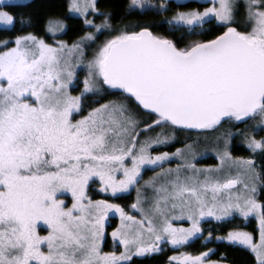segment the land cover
Masks as SVG:
<instances>
[{
    "label": "snow or ice",
    "instance_id": "1",
    "mask_svg": "<svg viewBox=\"0 0 264 264\" xmlns=\"http://www.w3.org/2000/svg\"><path fill=\"white\" fill-rule=\"evenodd\" d=\"M101 4L67 0L91 29L70 43L51 16L44 36L20 19L0 39V264H137L197 240L205 251L167 264H227L213 243L264 264V0ZM22 6L0 0V25ZM177 131L199 135L153 155ZM209 151L218 163L202 165ZM236 217L258 222L259 243L246 223L202 226Z\"/></svg>",
    "mask_w": 264,
    "mask_h": 264
},
{
    "label": "trees",
    "instance_id": "2",
    "mask_svg": "<svg viewBox=\"0 0 264 264\" xmlns=\"http://www.w3.org/2000/svg\"><path fill=\"white\" fill-rule=\"evenodd\" d=\"M67 0H30L25 3H20L24 6L17 7L14 9H5L13 12L17 16V23L14 25V30H9V27H0V39H3L8 36H14L19 34L21 31V24L19 23L20 19L29 20L32 19L34 24L32 28H24L23 31H36L37 34L44 36V28L48 17L63 19L64 22L68 25L66 29V34H63L62 37L66 38L69 42L75 39L78 35L82 34L83 31H88L89 29H84L82 19L77 17H70L66 7ZM114 2V0H102L101 7L102 9L108 7ZM159 0H153V3H157ZM192 7H198L199 5L193 4ZM161 18L153 15H148L140 17L138 15H132L127 17V21L132 22L133 24L137 20H156L159 21ZM99 22V21H97ZM119 22V21H117ZM161 33L165 32V29H160ZM102 38L104 36H101ZM51 40V37H46ZM115 96L109 97V99H115ZM181 132V131H180ZM184 132V131H183ZM264 135V133H260ZM192 136V135H190ZM177 140V138H176ZM173 144L168 147L157 148L155 152L170 151L173 152L177 147H183V142L191 141L188 138H180ZM236 143H239L237 141ZM234 155L236 156H250L251 154L244 147H236L234 150ZM203 165H213L216 164V159L213 156H209L206 159L201 161ZM152 171L146 170L144 172V178H146ZM94 198H105L96 195L93 193ZM135 193L134 191L127 196V199L124 201H117L121 203H131L134 202ZM114 223H117V220H114ZM247 224V227L244 229L246 231L252 232L254 238L257 239L258 236V224L255 219H249L248 221H243L241 218L236 217V219L230 224H215V223H204V228H216L217 235H223L227 230H230L232 227L237 225ZM207 247L216 248V254L211 258L213 260H218L222 255L227 256V264H257L254 253L250 250H244L239 247H229L227 244L213 243L208 244ZM107 250V249H106ZM203 240H197L189 247L179 249V252H189L193 254H198L201 251H205ZM174 252L170 248H165V251L162 254H157L151 257H145L143 259H138L137 264H167L169 257L179 253Z\"/></svg>",
    "mask_w": 264,
    "mask_h": 264
},
{
    "label": "rangeland",
    "instance_id": "3",
    "mask_svg": "<svg viewBox=\"0 0 264 264\" xmlns=\"http://www.w3.org/2000/svg\"><path fill=\"white\" fill-rule=\"evenodd\" d=\"M28 1H30V0H16V2L17 3H25V2H28ZM0 27H8V26H4V25H0ZM91 29H89L88 31H90ZM62 35L63 34H58L57 35V37H56V39H62V40H65V41H68V40H66V38H64V37H62ZM105 37H100V39L101 40H103ZM69 42V41H68ZM70 43V42H69ZM81 78H83V73H81ZM75 94V93H74ZM190 135H192V136H190ZM199 134L198 133H195V132H189V131H184V132H180V131H177V132H175V136H176V138H177V140L178 139H180V138H188V136L189 137H193V138H195L196 136H198ZM262 134H259L258 136H257V138H259L260 136H261ZM191 141H189V143H190ZM181 147V146H180ZM180 147H177V148H180ZM199 147H200V149H204V148H207V149H212V147H213V144L211 143V136L209 135V142L207 143V144H205V143H203V142H201V144L199 145ZM168 152H170V151H168ZM159 152H155L154 150H153V155H155V154H158ZM209 156H213L214 157V154L211 152V151H209V153H208V156L207 157H209ZM206 159V158H205ZM218 163V161L216 160V164ZM203 165V164H202ZM213 165H215V164H213ZM172 166H174V165H172ZM146 170H151L150 168H146L145 169V171ZM144 171V172H145ZM152 171V170H151ZM144 174V173H143ZM152 175H154V172L152 171L146 178H144L145 180H147L149 177H151ZM135 193V192H134ZM65 199H68L67 197H64ZM117 223H119V221L117 220ZM257 224H258V222H257ZM184 226H188L187 224H185ZM203 226V225H202ZM254 240H255V242L256 243H259V231H258V236H257V239H255L254 238ZM175 255H177V256H179V253H177V254H175Z\"/></svg>",
    "mask_w": 264,
    "mask_h": 264
},
{
    "label": "flooded vegetation",
    "instance_id": "4",
    "mask_svg": "<svg viewBox=\"0 0 264 264\" xmlns=\"http://www.w3.org/2000/svg\"><path fill=\"white\" fill-rule=\"evenodd\" d=\"M132 193V192H131ZM115 220H118V219H115ZM110 231V230H109Z\"/></svg>",
    "mask_w": 264,
    "mask_h": 264
},
{
    "label": "water",
    "instance_id": "5",
    "mask_svg": "<svg viewBox=\"0 0 264 264\" xmlns=\"http://www.w3.org/2000/svg\"><path fill=\"white\" fill-rule=\"evenodd\" d=\"M196 133V132H195Z\"/></svg>",
    "mask_w": 264,
    "mask_h": 264
}]
</instances>
